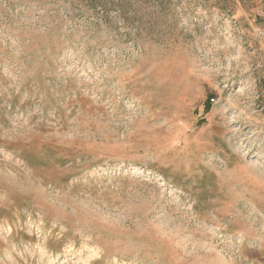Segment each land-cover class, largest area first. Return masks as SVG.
Here are the masks:
<instances>
[{"label":"rangeland","instance_id":"rangeland-1","mask_svg":"<svg viewBox=\"0 0 264 264\" xmlns=\"http://www.w3.org/2000/svg\"><path fill=\"white\" fill-rule=\"evenodd\" d=\"M0 264H264V0H0Z\"/></svg>","mask_w":264,"mask_h":264}]
</instances>
